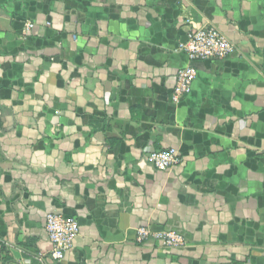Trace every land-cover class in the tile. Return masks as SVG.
I'll return each instance as SVG.
<instances>
[{
  "label": "crops",
  "instance_id": "obj_1",
  "mask_svg": "<svg viewBox=\"0 0 264 264\" xmlns=\"http://www.w3.org/2000/svg\"><path fill=\"white\" fill-rule=\"evenodd\" d=\"M206 25L237 51L192 63ZM50 211L80 225L60 262ZM0 241V264H264V0H0Z\"/></svg>",
  "mask_w": 264,
  "mask_h": 264
},
{
  "label": "built area",
  "instance_id": "obj_2",
  "mask_svg": "<svg viewBox=\"0 0 264 264\" xmlns=\"http://www.w3.org/2000/svg\"><path fill=\"white\" fill-rule=\"evenodd\" d=\"M34 23H27L24 35L33 29ZM177 50L184 52L190 62L199 60H223L237 51L234 43L217 27L206 25L194 27L187 38L181 41ZM197 69L189 64L180 68L175 77V86L171 95L172 103H179L186 95L191 93L197 78ZM150 162L159 170H168L182 165L183 160L174 147L155 150L149 155ZM45 230L52 243L50 256L57 261H63L71 250L80 232V225L76 218L67 216L60 211H50L45 216ZM154 234L148 226L142 225L137 230V241L145 242ZM161 245L166 248L184 246V236L176 231H162L157 235Z\"/></svg>",
  "mask_w": 264,
  "mask_h": 264
},
{
  "label": "trees",
  "instance_id": "obj_3",
  "mask_svg": "<svg viewBox=\"0 0 264 264\" xmlns=\"http://www.w3.org/2000/svg\"><path fill=\"white\" fill-rule=\"evenodd\" d=\"M6 249H5V245H3L0 241V256L2 254V252H4ZM0 260H1V257H0ZM5 260L8 261V258L6 257Z\"/></svg>",
  "mask_w": 264,
  "mask_h": 264
}]
</instances>
